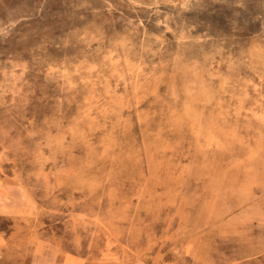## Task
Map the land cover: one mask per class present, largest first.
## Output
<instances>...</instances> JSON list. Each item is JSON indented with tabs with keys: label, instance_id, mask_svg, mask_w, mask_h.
Instances as JSON below:
<instances>
[{
	"label": "rangeland",
	"instance_id": "1",
	"mask_svg": "<svg viewBox=\"0 0 264 264\" xmlns=\"http://www.w3.org/2000/svg\"><path fill=\"white\" fill-rule=\"evenodd\" d=\"M0 264H264V0H0Z\"/></svg>",
	"mask_w": 264,
	"mask_h": 264
},
{
	"label": "bare ground",
	"instance_id": "2",
	"mask_svg": "<svg viewBox=\"0 0 264 264\" xmlns=\"http://www.w3.org/2000/svg\"><path fill=\"white\" fill-rule=\"evenodd\" d=\"M190 69V68H189ZM263 69V68H262ZM240 73V72H239ZM260 76V75H259ZM194 90V89H193ZM197 91V90H196ZM59 124V123H58ZM88 129V128H87ZM91 136V135H90ZM63 140V139H62ZM61 173V172H60ZM67 173V172H66Z\"/></svg>",
	"mask_w": 264,
	"mask_h": 264
}]
</instances>
